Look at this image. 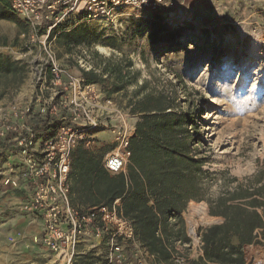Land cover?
Masks as SVG:
<instances>
[{
	"label": "rangeland",
	"instance_id": "1",
	"mask_svg": "<svg viewBox=\"0 0 264 264\" xmlns=\"http://www.w3.org/2000/svg\"><path fill=\"white\" fill-rule=\"evenodd\" d=\"M158 25L165 29L154 41ZM73 30L89 39L73 42L70 49L64 41H55L60 60L70 68L77 69L83 49L98 72L97 65L103 67L107 58L133 63L137 81L113 95L121 114L110 117L138 121L131 108L144 92H176V108L192 120L189 129L198 140L196 149L209 157L206 168L216 172L212 191L229 175L242 179L255 172L264 159V0H170L160 11L123 9L63 33ZM27 31L13 15L0 22V53L21 61L26 69L34 55L28 52ZM27 80L2 100L21 94ZM100 86L106 95L109 82ZM98 136L94 151L104 157L113 150L112 136L108 130ZM200 206L206 208L205 214L199 212ZM183 217L188 235L192 225L198 234L201 227L221 221L209 215L206 201H191ZM3 230L0 227V264H55L48 252H33L27 242L25 251L10 244ZM196 246L195 238L190 247L176 243L183 255L192 254ZM245 254L247 264H264V244L246 246ZM76 264H105V251L96 248L79 254Z\"/></svg>",
	"mask_w": 264,
	"mask_h": 264
},
{
	"label": "built area",
	"instance_id": "2",
	"mask_svg": "<svg viewBox=\"0 0 264 264\" xmlns=\"http://www.w3.org/2000/svg\"><path fill=\"white\" fill-rule=\"evenodd\" d=\"M7 1L13 16L26 24L28 52L34 55L22 93L0 101V145L9 146L0 171L4 186L26 187L29 194L19 209L41 220L42 242L57 264H76L80 252H88L80 250L84 241L104 249L105 264H156L132 221L119 209V199L112 207L85 209L72 204L74 150L84 145L93 151L98 135L108 130L113 150L103 157V167L111 175L126 172L136 128L124 115L112 119L111 114H121L114 97L86 81L83 72L95 69L88 50H82L73 69L60 60L55 41L79 23L113 17L123 9L160 11L170 0ZM189 236L197 246L188 256L171 251L175 264H190L193 255L202 254L199 234Z\"/></svg>",
	"mask_w": 264,
	"mask_h": 264
},
{
	"label": "trees",
	"instance_id": "3",
	"mask_svg": "<svg viewBox=\"0 0 264 264\" xmlns=\"http://www.w3.org/2000/svg\"><path fill=\"white\" fill-rule=\"evenodd\" d=\"M11 14L8 1L0 0V20ZM164 29L156 27L154 41ZM56 39L70 49L73 42H85L89 36L73 30L58 34ZM132 65V61L123 65L107 58L103 67L97 65L100 72L95 67L83 74L88 83L108 81L105 93L113 97L137 81ZM26 77L25 64L0 53V101ZM176 101V92L162 91L144 92L135 100L131 111L139 119L130 138L126 172L111 175L102 165L103 157L79 145L72 154L70 170L72 204L85 209L112 207L119 199V209L132 221L154 263L174 264L171 251L181 254L176 243L192 244L183 212L191 201H206L209 215L222 218V222L199 229L202 254L190 259V264H247L245 247L264 244V159L251 175L242 179L229 175L212 191L216 172L206 168L209 157L197 151L198 140L189 129L192 120L176 108ZM43 127L47 129L48 124Z\"/></svg>",
	"mask_w": 264,
	"mask_h": 264
},
{
	"label": "crops",
	"instance_id": "4",
	"mask_svg": "<svg viewBox=\"0 0 264 264\" xmlns=\"http://www.w3.org/2000/svg\"><path fill=\"white\" fill-rule=\"evenodd\" d=\"M1 21L2 20H0V22ZM24 87L25 84L21 90L24 89ZM136 121L137 120L135 119L134 122L131 123L136 126ZM8 149L9 146L7 144L0 145V171L2 172L4 171L2 158L7 153ZM90 154L96 155L94 150L90 152ZM3 178L4 176L0 175V227L4 229L2 233H4L10 244L23 246L22 249L24 251L27 250L29 244L30 248L34 249L33 252H48L54 263L57 264L53 254L42 242L43 226L41 220L36 219L31 214L19 209V206L26 200L27 194H29L28 190L25 186L15 190L9 189L4 186ZM220 222H222V218L221 221H216V223ZM10 238H13L14 241H11ZM26 242L28 244H26ZM92 243L93 242L91 241H84L80 250H87L88 252H80V254L90 253L89 248L96 246L95 243L94 245Z\"/></svg>",
	"mask_w": 264,
	"mask_h": 264
},
{
	"label": "bare ground",
	"instance_id": "5",
	"mask_svg": "<svg viewBox=\"0 0 264 264\" xmlns=\"http://www.w3.org/2000/svg\"><path fill=\"white\" fill-rule=\"evenodd\" d=\"M254 54L256 53V52H253ZM199 210V212L201 213V214H205L206 213V208H204V207H201L200 206V208L198 209ZM190 233L192 234V235H194L195 233H196V230H195V226L194 225H192V227L190 228ZM258 260V259H257ZM258 262H263L261 259L258 261Z\"/></svg>",
	"mask_w": 264,
	"mask_h": 264
}]
</instances>
